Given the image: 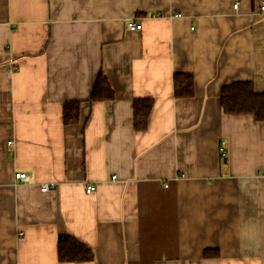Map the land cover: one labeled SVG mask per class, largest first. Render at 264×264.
I'll list each match as a JSON object with an SVG mask.
<instances>
[{"label":"crops","instance_id":"obj_1","mask_svg":"<svg viewBox=\"0 0 264 264\" xmlns=\"http://www.w3.org/2000/svg\"><path fill=\"white\" fill-rule=\"evenodd\" d=\"M261 1L0 0V264H264V121L218 98L264 92ZM99 71L114 99L88 102ZM60 234L93 259L58 262Z\"/></svg>","mask_w":264,"mask_h":264},{"label":"trees","instance_id":"obj_2","mask_svg":"<svg viewBox=\"0 0 264 264\" xmlns=\"http://www.w3.org/2000/svg\"><path fill=\"white\" fill-rule=\"evenodd\" d=\"M173 93L175 97L187 98L192 95L193 84L190 73H174ZM88 102H99L114 99V90L103 72L99 71L95 79ZM219 106L221 112L228 115L251 114L256 121H264V92L257 93L253 89L250 81L231 82L224 85L219 93ZM61 118L64 125H71L79 121V100L62 102ZM153 106L151 98L133 99V128L136 131H144L147 127L149 112ZM57 260L58 262L90 261L93 259V250L85 244L79 242L71 235L60 234L57 239ZM208 251H204L206 256ZM211 256H217L218 252L212 249Z\"/></svg>","mask_w":264,"mask_h":264},{"label":"built area","instance_id":"obj_3","mask_svg":"<svg viewBox=\"0 0 264 264\" xmlns=\"http://www.w3.org/2000/svg\"><path fill=\"white\" fill-rule=\"evenodd\" d=\"M236 6H237V4L234 3L232 5V8L235 9ZM259 8H260L261 12L264 13V0L261 1L260 5H259ZM128 27H129L130 30H141V25L139 23H132ZM220 142H221V145L219 147V151H220V155L223 156L225 154V152L223 150L224 142L223 141H220ZM13 178L18 179L20 182H23V183H27L28 180L30 179L29 175H27V173L21 172V171L20 172H15L14 175H13ZM53 187H54V183L53 182H44L43 184H41L39 186V189H40L41 192H44L45 190L53 188ZM94 188H95V186L93 184H87L84 187V191L86 193H89V192L94 191Z\"/></svg>","mask_w":264,"mask_h":264}]
</instances>
